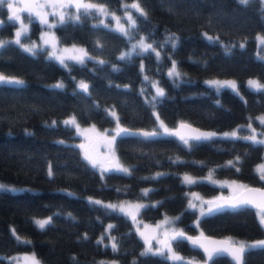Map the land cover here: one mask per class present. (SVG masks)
Masks as SVG:
<instances>
[{
    "label": "trees",
    "instance_id": "trees-1",
    "mask_svg": "<svg viewBox=\"0 0 264 264\" xmlns=\"http://www.w3.org/2000/svg\"><path fill=\"white\" fill-rule=\"evenodd\" d=\"M94 1L119 13L129 35L102 23L95 11H79L78 21L68 17L56 23L59 43L84 47L82 64L70 58L62 65L45 45L35 44L33 55L25 51L26 42L1 43L0 75L23 85L0 82V182L22 187L0 189V264H14L10 256L25 251H32L43 264H189L141 255L144 242L131 218L91 203L87 195L144 200L142 218L154 221L169 215L179 230L192 234L242 239L263 235L259 209L201 216L189 208L188 193L192 190L210 200L226 194L225 187L208 175L264 186L255 170L264 157V145L241 138L250 137L251 125L264 129L257 117L264 114V87L246 83L251 76L264 81V60L257 55L264 53V43L257 39L259 33L264 39V0ZM134 3L146 17L131 7ZM125 6L135 28L122 14ZM0 19V39L9 38L15 22L5 6H0ZM37 26L34 21V35ZM141 36L155 51L137 49L121 60L120 51ZM173 62L178 77L168 75ZM209 77H233L238 90L215 89L205 83ZM81 81L88 85L86 93L79 88ZM60 83L62 88L55 87ZM156 84L164 95L153 100ZM154 106L169 128L186 120L219 134L209 140L188 139V145L169 133L151 138L116 134L117 154L130 174L110 170L102 175L74 143L81 139L80 126H111L115 120L110 108L119 127L158 131ZM73 117L75 125L64 123ZM234 126L236 138L220 135ZM185 176L196 183H185ZM45 215L51 223L41 230L33 218ZM107 222L113 226L115 251L105 232ZM101 237L106 243H97ZM177 240L172 239L173 246L182 254H204L190 242ZM211 264L234 263L221 254L214 255ZM242 264H264V247L245 248Z\"/></svg>",
    "mask_w": 264,
    "mask_h": 264
},
{
    "label": "rangeland",
    "instance_id": "rangeland-1",
    "mask_svg": "<svg viewBox=\"0 0 264 264\" xmlns=\"http://www.w3.org/2000/svg\"><path fill=\"white\" fill-rule=\"evenodd\" d=\"M8 2L13 3L14 6L18 9V15H20L21 19L19 21L15 20L14 18L12 19L15 22L13 33L11 36H9V38L0 39V44L5 40L15 41L16 39L15 33L17 31H21L20 43L26 42L27 47H31L33 44L45 45L48 50L47 51L48 54L53 57V51H55L56 57H63L64 64H66V61L70 60L71 57L84 56V53L86 52H85L84 47L81 44H76V43L61 44L59 43L55 30H54V26L49 28L47 25L41 24L39 22V19L35 17L34 15L35 11L46 13L49 24L55 25L56 23L59 22L60 14H63L65 18L75 17L77 16V12L84 11L83 9H80L79 11H77L75 4L74 3L70 4V0H8ZM76 2L92 4V5L103 7L108 13V15H104L99 12L100 21L102 23L118 31V24L116 20V17H118L119 24L123 25V27L125 28V24L121 18V15L114 10H110L109 7L105 3H101L98 1H94V0H76ZM39 4H43L44 7L43 8L36 7V5H39ZM64 5H69V6H64ZM3 6L6 7L8 15L11 17V10H9L6 5H3ZM29 9L33 11V15L31 16L29 15ZM89 11L98 12L95 8L90 9ZM112 14H114V16ZM122 14L126 18L129 14L131 15L129 8L125 6ZM34 21L38 23L36 34H35L36 36L33 34ZM0 23H1V19H0ZM21 23H23L27 27L26 32L21 30ZM46 33H47V36L45 37ZM42 37H45L49 40H52V38L54 37V43L56 44L55 49L53 50L51 43L47 45L44 44ZM139 39H144L146 43H150L148 40L143 38V36L131 39L129 44L120 51V54L132 53L131 46L133 44H136ZM257 39L260 43L263 39V34L259 33L257 35ZM65 49H67L68 51H65ZM81 49L83 50V52L79 51ZM257 55L264 60L263 52L257 51ZM250 80L257 81L259 85L264 86V81L258 80L256 77H253V76L249 77L246 80V83L248 86H249L248 81ZM211 82H220V83L216 85ZM228 82H235L236 88L233 89L230 86H228ZM205 83L213 86L215 89H219L221 87H228L236 91L238 90L236 79L233 77H209L205 79ZM157 87L160 88V86L156 84V86L154 87L155 94H153L151 98L156 97ZM153 109H154V113L157 118L158 115H157V110L155 106L153 107ZM110 111H115V110L113 108H110ZM257 115H258L257 117H260V119L264 118V114L259 113ZM114 120L115 122L111 126L102 127V128L94 124H87V125L80 126L78 128V133L81 136V139H77L74 141V143L79 146L81 154L84 158H85V154H87L89 157H91L93 160L97 162V167L95 168L102 175L106 171L116 170L117 167L119 166H123L129 169L128 165L119 158L117 151H116L115 138L117 134V129L119 128L117 116L114 118ZM161 121L162 120L160 119V117H158L157 118L158 131L160 134H167V133H164V128L161 127ZM163 125L166 126L167 129L169 130V127L164 122H163ZM236 129L237 127L234 126L231 129L223 130L220 132V135H224L225 133L230 134V133L236 132ZM251 131L252 132L250 133V136H255L258 141L264 140V129L256 128V127H253V125H251ZM262 164H264V157L255 164V170L257 171L258 166ZM208 178L212 180L214 183L225 187L226 194H233L246 184L244 181H241V180L216 178V177H213L212 175H208ZM0 185L6 186L5 189H8V190H13V189L17 190V189L22 188L17 185L4 183V182H0ZM188 194H189V198H188L189 203L191 202L197 205L196 210H197L198 215H200L199 208L201 206H203L205 211H207V208L209 207L210 202L213 207L217 204L216 201L210 200L206 198L205 196H201L195 191L191 190L189 191ZM87 198L93 201H100L102 202L103 205H107V204L122 205L124 207L123 213H125L131 218L133 228L142 238L144 242L145 250L151 247L152 251L155 253L158 250L163 248L164 249L163 256L170 257L171 254L167 251V248L165 247V245L170 244L172 253H174L177 257L181 258V259H175L177 261H183L189 264H211V261H209L207 258L208 253L206 252H204V254H202L201 256L195 257V256H190V255H184L174 248L172 239L171 237L168 236L167 233L171 230H179L181 228L178 225H175L173 222H171V217L169 215H165L154 221H148L142 218L139 215V210L146 203L144 200H131V199L110 200V199H105V198H101V197L93 196V195H87ZM257 214L259 218H261V216L264 215V211L259 209L257 210ZM48 218H50V215L35 216L33 220L34 222H36V221L45 220ZM109 225H111V222H107L105 224V232L108 233L109 238L111 239L112 235H111L110 230L108 229ZM232 240L235 242H238L240 245L243 244L245 248H249L248 247L249 245H255L259 241H264V234L261 236L250 238V239L232 238ZM102 241L106 243V240L103 239ZM33 258H35L36 261H39V264H43L32 251L18 252L10 256V259L12 263L14 264H33Z\"/></svg>",
    "mask_w": 264,
    "mask_h": 264
},
{
    "label": "snow or ice",
    "instance_id": "snow-or-ice-1",
    "mask_svg": "<svg viewBox=\"0 0 264 264\" xmlns=\"http://www.w3.org/2000/svg\"><path fill=\"white\" fill-rule=\"evenodd\" d=\"M239 2L242 3V4H246L248 2V0H239ZM71 3L75 4V7H76L77 11H79L80 9H83L84 12L87 13L90 9L95 8L98 12H100V13H102L104 15H108V13L106 12V10L103 7H100V6H97V5L76 2V0H70V4ZM3 5H6L7 8L9 10H11L10 19L14 18L15 20H18V21L21 19L20 15H18V9L14 6L13 3L8 2V0H0V6H3ZM64 6H69V5H64ZM36 7L43 8L44 5L43 4H39V5H36ZM131 7L136 9L137 11H139L142 16L146 17L147 14L143 11V9H141L139 7L138 3L132 4ZM29 15L30 16L33 15V11L31 9H29ZM34 15H35V17H37L39 19V22L41 24L47 25L49 28L54 26V25H50L49 24V21L47 19V14L46 13H42L40 11H35ZM112 15L114 16V14H112ZM72 19H75V20L78 21L79 20V16L77 15V16L73 17ZM127 19L130 22L131 27L135 28V26H136L135 25V20L132 18V16L130 14L127 16ZM64 20H65L64 15L60 14L59 22L61 24H63ZM116 20H117V24H118V31L120 33H122L123 35L128 36L129 35L128 31L123 27V25L119 24V18L118 17H116ZM21 30L24 31V32L27 31V27L23 23H21ZM20 36H21V31H17L15 33L16 39L14 41L16 44H20ZM46 36H47V33L45 34V37ZM45 37H42V39L44 41V44L47 45V44L51 43V46H52V48L54 50L55 47H56V44L54 43V37L52 38V40H49V39H47ZM209 39H212V38L209 37ZM169 40H172V37H169ZM261 42L264 43V39H262ZM3 43H9V42H3ZM0 46H3V44H0ZM172 46H173V48L175 47V43L174 42H173ZM36 47L37 46L35 44H33L31 47L25 48V51L35 55ZM241 47H242V45H241ZM131 49H132V52H136V49H140L141 52H148L149 50L155 51V49L153 48L152 44L151 43H146L144 39H139L136 44H133L131 46ZM65 51H68V50L65 49ZM79 51L83 52L82 49L79 50ZM86 55H87V53H84V56H86ZM130 55H131V53H122L121 56H120V59L124 60L126 58H129ZM84 56H76V57H71V58L77 60L79 63L82 64V63H84ZM156 56L159 57V53L158 52H156ZM53 57L58 59L59 62L62 65L64 64L63 57H56L55 51H53ZM65 67H66V65H65ZM168 75L170 77L171 76H177L178 77L180 75V73L176 70L175 62H173V67L169 71ZM145 79H147V77H145ZM0 82H4V83H8V84H15V85H23V81H21V80L5 78L2 75H0ZM211 83L218 85L220 82H211ZM248 84H249L250 87L257 88V89H259L260 87H264V86L259 85L257 81H253V80L248 81ZM228 86H230L233 89L236 88L235 82H228ZM55 87L62 88L63 84L62 83L57 84ZM79 88L85 93L88 91V85L86 83H84L83 81L80 82ZM163 95H164L163 89L157 87L156 96H163ZM155 99H156V97H153V100H155ZM109 114L112 117H114V118L116 117L115 111H110ZM261 119H262V121H264V118H261ZM64 123L65 124L75 125L76 121H75V118L73 117L71 120L64 121ZM161 127L164 128V133H169V130L167 129L166 126L163 125L162 121H161ZM120 133L128 134L126 129H119L118 134H120ZM139 135H142L145 138H151V137H155V136L159 135V133L153 131V132H143V133H140ZM224 135H225V137H229L230 136V137L236 138V132H233V133H230V134L229 133H225ZM213 136H215L214 133H202L200 135L195 136L194 139L197 140V141L202 140V139L203 140H209V139H212ZM241 138L242 139H249L254 144L258 143V144L264 145V140H259L258 141L255 136L241 137ZM180 139L183 141V143L185 145L189 144L188 139H185L184 137H180ZM85 159L88 160V162L92 165L93 168L97 167V162L95 160H93L91 157H89L87 154H85ZM238 159H239V157H237V160ZM229 164L233 165V162L230 161ZM116 170L121 171V172H123L125 174H130L129 169L125 168L123 166L117 167ZM257 171H258V173H260V177L259 178L261 180H264V164L258 166ZM49 175L50 176L52 175L51 166H49ZM157 175H160V174H157ZM184 182L185 183H189V184L196 183L195 180H193L192 178H190L188 176H185ZM5 187L6 186H4V185H0V189H5ZM13 191H14V189H13ZM144 194L147 195V190H145ZM91 203L101 205L102 207L107 208V209L119 210V211H122V212L124 211V207L122 205H114V204L102 205V202H100V201H91ZM248 203H249V201L241 200V201H238V202H233V203H228V204H216L213 207L211 202H210L209 203V207L207 208V211H205L203 206H201L199 208V211H200V215L201 216L214 215L215 213L223 212L226 209L238 210V209L246 206ZM189 208L192 209V210H196L197 209V205L190 202L189 203ZM176 219H179V217H177ZM35 223L37 224V226L41 230H43L47 225H49L51 223V218H48V219H45V220H39V221H36ZM260 224L262 226H264V215H262L261 218H260ZM112 227H113L112 225H109L108 229L110 230ZM177 238H179V239L177 240ZM111 239H112L111 247L115 251V250H117V244L115 242L116 238L112 237ZM172 239L177 240L178 244L182 243L185 239H187L194 246H199V247L204 248V251L208 253V257L207 258H208L209 261H212L214 259V255H221V254H223V252L227 251V249H213V250H209L207 247H205L204 245L200 244L198 239H193L192 237H186L185 234L183 233V231L175 232L174 235L172 236ZM102 240H103V237H101V240L97 241V243H101ZM165 247L167 248V251L171 254L170 257H166V258H171V259H174V260L175 259H181L180 257H177L174 253H172V249H171L170 244L169 245H165ZM248 247L249 248L264 247V241H259L257 244L249 245ZM244 250H245V246L243 244H241L239 248L234 249L233 252H232L233 259L236 260L237 262L240 261V259H241L240 253H243ZM149 253H152L153 255H164V249L162 248V249L158 250L157 252L153 253L151 247H149L148 249H146V251L144 253H141V255H148ZM33 264H39V261H36L35 258H33Z\"/></svg>",
    "mask_w": 264,
    "mask_h": 264
},
{
    "label": "water",
    "instance_id": "water-1",
    "mask_svg": "<svg viewBox=\"0 0 264 264\" xmlns=\"http://www.w3.org/2000/svg\"><path fill=\"white\" fill-rule=\"evenodd\" d=\"M119 129H126L128 134L120 133ZM143 132H153V130L147 128H135V127H126L120 126L117 129L118 135H134L141 136L140 133ZM159 133L158 131H155ZM202 133H214L215 136H218L219 132L210 129L200 127L196 124H193L186 120H180L175 125L169 128V134L175 139L181 140L180 137H184L187 139H194L195 136L200 135ZM213 136V137H215ZM213 201H216L217 204H228L233 202H238L241 200L249 201V203L244 207H251L254 209H260L264 211V186L256 185V184H247L241 187L238 191L233 194H218L212 198ZM181 230H171L167 234L172 238L175 232H179ZM186 237H192L193 239H198L199 243L207 247L209 250L213 249H227L223 254L234 263V264H242L244 258V252L240 253L241 259L240 261H236L233 259L232 252L234 249L239 248L240 244L232 240V238L227 236H218L212 235L208 233H188L183 231ZM190 242L189 240L185 239ZM191 243V242H190ZM192 244V243H191ZM201 251H204V248L196 246ZM245 251V250H244ZM207 253V252H206Z\"/></svg>",
    "mask_w": 264,
    "mask_h": 264
}]
</instances>
